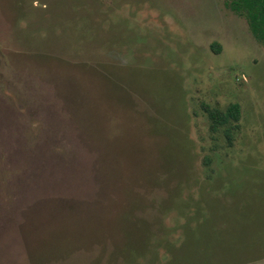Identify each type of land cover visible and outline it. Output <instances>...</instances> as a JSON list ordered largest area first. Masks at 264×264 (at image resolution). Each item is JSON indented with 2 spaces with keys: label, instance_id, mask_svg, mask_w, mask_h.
<instances>
[{
  "label": "rangeland",
  "instance_id": "1",
  "mask_svg": "<svg viewBox=\"0 0 264 264\" xmlns=\"http://www.w3.org/2000/svg\"><path fill=\"white\" fill-rule=\"evenodd\" d=\"M234 102L229 146L201 104ZM0 264H264V42L230 0H0Z\"/></svg>",
  "mask_w": 264,
  "mask_h": 264
},
{
  "label": "trees",
  "instance_id": "2",
  "mask_svg": "<svg viewBox=\"0 0 264 264\" xmlns=\"http://www.w3.org/2000/svg\"><path fill=\"white\" fill-rule=\"evenodd\" d=\"M230 5L235 11L247 17L253 35L264 42V0H230ZM211 47L215 52L219 50L216 43H213ZM201 107L209 120L211 133H216L223 128L227 145L231 146L234 131L239 127L240 105L234 102L225 108H219L202 103Z\"/></svg>",
  "mask_w": 264,
  "mask_h": 264
}]
</instances>
